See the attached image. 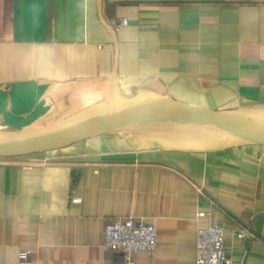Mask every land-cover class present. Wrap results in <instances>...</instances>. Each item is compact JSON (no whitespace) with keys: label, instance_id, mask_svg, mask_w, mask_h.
<instances>
[{"label":"crops","instance_id":"crops-1","mask_svg":"<svg viewBox=\"0 0 264 264\" xmlns=\"http://www.w3.org/2000/svg\"><path fill=\"white\" fill-rule=\"evenodd\" d=\"M112 77L127 100L154 93L256 113L264 0H0V132L46 116L75 84ZM128 218L157 229L156 250L135 264H195L205 225L225 229L235 264H264V148L192 151L106 134L0 160V264H18L21 250L33 264H123L103 233ZM241 227L252 237L236 239Z\"/></svg>","mask_w":264,"mask_h":264},{"label":"water","instance_id":"water-1","mask_svg":"<svg viewBox=\"0 0 264 264\" xmlns=\"http://www.w3.org/2000/svg\"><path fill=\"white\" fill-rule=\"evenodd\" d=\"M108 100L59 124L14 133L0 132V159L58 151L93 137L126 131L175 129L165 137L212 136L220 148H264V115L211 111L168 100L159 94H141L129 100L116 95L114 78ZM192 151L209 148L194 147Z\"/></svg>","mask_w":264,"mask_h":264},{"label":"built area","instance_id":"built-area-1","mask_svg":"<svg viewBox=\"0 0 264 264\" xmlns=\"http://www.w3.org/2000/svg\"><path fill=\"white\" fill-rule=\"evenodd\" d=\"M126 24L127 19H122L121 25ZM203 215L197 214L198 217ZM233 235L238 240L252 237L250 230L242 227L236 229ZM224 240V228L218 225L199 226L196 231L195 264H235L226 253ZM103 247L120 251L123 254V264H135V253H153L156 250L157 229L153 224L129 218L116 219L104 227ZM30 255L29 250L19 251L18 264H33Z\"/></svg>","mask_w":264,"mask_h":264},{"label":"bare ground","instance_id":"bare-ground-1","mask_svg":"<svg viewBox=\"0 0 264 264\" xmlns=\"http://www.w3.org/2000/svg\"><path fill=\"white\" fill-rule=\"evenodd\" d=\"M116 95L119 99L127 100L126 97L119 92L117 85H116ZM108 83L107 82H96V83H90L86 84L81 87L74 88L65 98H63L58 104L59 110H52L54 107V104L52 105V108L50 112L47 114L49 116L48 119H45L47 116L41 117L38 121L31 124L29 127L25 128L22 131L27 130H35L40 128L49 127L51 125L52 117H57V120H61L62 118L68 119L75 113L79 112L80 110L90 106V105H101L105 103L108 100ZM67 104L69 107H66ZM61 105V106H60ZM68 108V109H67ZM51 119V120H50ZM50 120V121H49ZM20 128H18L14 132H21L19 131ZM13 132V133H14ZM110 136L114 138H119L121 140H126L131 143H133L136 146H142L146 141V138L150 136V134L146 133L143 134L142 131L134 132V131H126V132H116L113 134H109ZM192 137H186L184 138V141L189 140Z\"/></svg>","mask_w":264,"mask_h":264},{"label":"rangeland","instance_id":"rangeland-1","mask_svg":"<svg viewBox=\"0 0 264 264\" xmlns=\"http://www.w3.org/2000/svg\"><path fill=\"white\" fill-rule=\"evenodd\" d=\"M84 83H80V84H75L73 87H81L83 86ZM59 98V97H58ZM58 98H54L51 102H48L47 104L50 105V107L47 109V112H50L52 105L54 103H59ZM54 102V103H53ZM61 106V105H60ZM54 108L52 110H59L58 109V104H54L53 106ZM66 107H71L67 104ZM68 109V108H67ZM54 110V111H55ZM251 112H256L259 114H264V108L263 107H257L254 109V111ZM51 113V112H50ZM79 114V113H78ZM76 114V115H78ZM49 115V114H48ZM46 116L45 119H48L49 116ZM75 116V115H74ZM72 117V116H71ZM57 117H52V121H51V125H56L59 124L67 119L62 118L61 120H57ZM40 118H34L32 119L30 122L26 123V125L20 127L19 131L24 130L25 128L29 127L31 124L35 123L36 121H38ZM50 119V120H51ZM49 120V121H50ZM175 129H171V128H160L157 131H143V132H147V134L149 133L150 136L146 138V141H144L145 143L143 144V146L147 145V146H170V147H174V148H179V149H189V148H194V147H201V148H220V143L212 136H199V137H192L187 141H184L183 137H165L166 134L172 132ZM135 132V131H134ZM138 132V131H136ZM6 133V132H5ZM116 139V138H115ZM90 139H87L83 142L74 144L76 145H80L82 146V143L87 142ZM260 150H263L262 148H259Z\"/></svg>","mask_w":264,"mask_h":264}]
</instances>
